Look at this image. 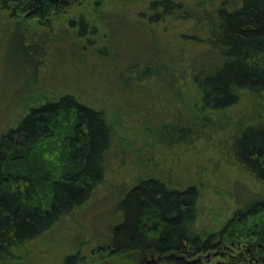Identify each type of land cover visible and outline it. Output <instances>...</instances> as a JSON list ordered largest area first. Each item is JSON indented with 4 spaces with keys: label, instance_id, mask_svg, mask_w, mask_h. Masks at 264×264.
I'll use <instances>...</instances> for the list:
<instances>
[{
    "label": "trees",
    "instance_id": "16d2710c",
    "mask_svg": "<svg viewBox=\"0 0 264 264\" xmlns=\"http://www.w3.org/2000/svg\"><path fill=\"white\" fill-rule=\"evenodd\" d=\"M0 14V74L18 77L11 91H28L45 69L49 81L64 77L71 90L28 101L0 134V262L88 202L103 183L111 146L120 147L114 131L122 112L141 120L142 147L146 139L172 150L224 137L223 155L257 190L234 183V208L207 232L200 185L136 177L111 195L116 219L92 253L124 264L140 255L213 264L209 253L215 264H264V108H257L264 102V0H0ZM164 20L191 27L161 43L151 26ZM246 99L254 116L233 121L228 112ZM157 108L167 122L153 118ZM47 152L54 158L45 162ZM83 262L76 247L61 264Z\"/></svg>",
    "mask_w": 264,
    "mask_h": 264
},
{
    "label": "rangeland",
    "instance_id": "374dc122",
    "mask_svg": "<svg viewBox=\"0 0 264 264\" xmlns=\"http://www.w3.org/2000/svg\"><path fill=\"white\" fill-rule=\"evenodd\" d=\"M182 1L186 2L187 5H193L201 0ZM190 23L179 25L177 22L164 20L156 27L157 29L154 26L151 28L152 33L156 34L161 43H167L174 39L175 33L186 32L185 29L191 27ZM95 40V44L100 43V40ZM140 45L143 46L144 44ZM166 46L169 45L166 44ZM137 59L143 58L137 56ZM50 70L42 71L41 74L46 77L41 75L36 84L30 87L28 91H17L16 93L11 91L8 83L15 81L18 78L17 75L11 72V76L4 74L5 77L2 78L0 74V134L13 126L15 120L23 114L28 101L36 104L40 101V94H43L42 98L50 100L55 99L60 94L70 93L71 90L62 82L64 77H60V81L48 80L52 75ZM61 72L71 75L66 68ZM21 93L23 94L21 95ZM25 94L33 96V98L26 101ZM4 95L7 97H3ZM85 95L96 97L90 92H86ZM95 97L94 99H97ZM243 101L238 107L228 112V117L233 118L235 122L241 120L243 113L244 115L246 113L247 117L254 116L253 110L249 109L250 100ZM258 105H263V107H257L259 111L263 110L264 102ZM104 107L107 110L106 104ZM159 108L154 111L156 112L154 117H150V115L149 117L161 122L164 119L161 120L158 115ZM102 109L104 111V108ZM131 119L132 117H127L122 112L118 116L116 121L118 127L114 132L120 147H114V143L111 146L110 161L103 183L96 187L88 202L38 239L14 250L11 259L1 261L0 264H61L63 258L73 253L76 247L79 254L84 257L83 264H124L125 262L119 258L114 259L108 254L94 255L92 250L104 246L105 224L112 223L116 219L114 209L117 206V200H112L111 195L114 191H119L123 186L129 185L136 177L158 176L181 183L184 186L192 183L200 185L201 198L198 203L200 229L207 232L218 229L234 208L235 203L230 196V190L234 183L241 182L248 190H257L255 183L242 170L231 162L229 163L227 156L223 155L219 141L222 142L224 137L217 135L215 140L212 137L209 141L202 139L196 141L191 147L173 148L172 150L158 146L151 139H146L142 143L144 145L142 147L139 142L142 140L139 137L140 128L137 126L141 120L132 122ZM112 120L114 128V115ZM165 122H167L166 119L162 123ZM150 126L152 129L158 130L156 125ZM134 150H137L140 157L133 154ZM50 158H54V156L47 152L43 161L47 162ZM218 259L209 253L205 261L208 260L215 264ZM132 264H162V262L161 258L153 255H140Z\"/></svg>",
    "mask_w": 264,
    "mask_h": 264
}]
</instances>
